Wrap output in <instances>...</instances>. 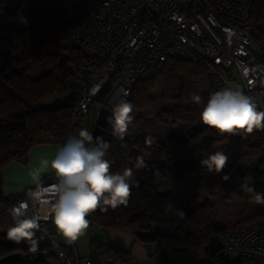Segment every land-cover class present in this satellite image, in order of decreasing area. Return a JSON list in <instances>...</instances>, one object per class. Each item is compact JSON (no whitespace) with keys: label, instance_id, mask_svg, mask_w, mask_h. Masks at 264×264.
<instances>
[{"label":"trees","instance_id":"1","mask_svg":"<svg viewBox=\"0 0 264 264\" xmlns=\"http://www.w3.org/2000/svg\"><path fill=\"white\" fill-rule=\"evenodd\" d=\"M83 20L84 0H0V46L4 48L0 54V173L8 163L24 164L36 145L64 143L77 125L71 123L75 101L65 63L77 55L69 48L68 35ZM16 21L23 26L15 28ZM249 21L264 30V0L251 1ZM37 69L39 73H35ZM200 76L212 75L199 64L170 59L157 76L135 83L128 102L134 101L138 88L151 90L159 82L161 97L176 102L166 116L183 117V105L192 99L190 84ZM212 93L211 85L182 125L168 126L163 141L143 131L121 140L112 135L111 126L106 129L101 136L109 144L104 159L111 162L112 172L132 170L131 196L126 205L115 209L98 207L87 217L89 226L129 230L139 242L154 245L155 260L161 264H240V258L221 254L219 237L226 228L212 221L221 196H235L247 203L255 201L257 192L264 193V129L221 134L203 124L201 107ZM48 97H52L51 103L42 105ZM221 146L229 162L219 174L210 173L200 161ZM137 157L142 158L143 166ZM243 157H249L252 164L240 171L238 163ZM163 174L168 192L154 188V178ZM245 183L256 191L243 190ZM1 185L0 178V257L18 251L25 256L23 264L53 263L51 245L38 242L37 252L32 253L31 241L16 243L6 238L12 227L7 208L21 194L5 195ZM211 193H216L213 200L204 199ZM246 206L244 221L228 228L263 216L250 214L248 203ZM88 258L91 264H137L125 250L93 239Z\"/></svg>","mask_w":264,"mask_h":264},{"label":"built area","instance_id":"2","mask_svg":"<svg viewBox=\"0 0 264 264\" xmlns=\"http://www.w3.org/2000/svg\"><path fill=\"white\" fill-rule=\"evenodd\" d=\"M251 1L84 0V20L67 41L77 53L65 63L75 101L71 123L89 116L92 127L100 108L112 111L128 102L135 83L157 76L170 59L199 64L214 77L224 71L228 87L242 90L264 111V30L249 21ZM56 182L25 188L7 208L11 226L14 209L26 203L25 214L38 217L43 230L52 220ZM40 188L49 190L43 198ZM48 237L51 264H91L88 257L68 256L52 233ZM219 245L223 256L240 258V264H264V214L224 230Z\"/></svg>","mask_w":264,"mask_h":264},{"label":"clouds","instance_id":"3","mask_svg":"<svg viewBox=\"0 0 264 264\" xmlns=\"http://www.w3.org/2000/svg\"><path fill=\"white\" fill-rule=\"evenodd\" d=\"M98 90L94 89L93 94ZM191 95L194 102L202 103L199 95ZM133 107L127 101L113 107L107 120L114 137L123 140L128 134L129 124L133 119L130 115ZM200 119L203 124L221 134L252 133L254 129H264V111H257L252 98L238 88L229 87L212 93L200 113ZM108 147L109 144L103 137L94 138L87 129H82L77 136L68 137L51 161H42L45 168L51 167L57 178L52 189L53 223L57 231L69 242L76 241L85 234L90 224L87 217L91 212L98 207L107 211L109 207L115 209L126 205L131 196L132 170L110 171L111 162L104 159ZM137 160L141 161L143 166L142 158L137 157ZM228 162L229 156L222 151H216L200 161L203 168L216 174L222 172ZM39 176V170L33 173L34 180H39ZM223 179L227 180L228 176L225 175ZM241 188L247 192L256 191L246 183L242 184ZM48 191L46 188H40V197H45ZM255 200L264 205V193L257 192ZM26 209V203L14 209V224L7 230L6 238L16 243L31 241L29 251L35 253L38 250V241L34 239L36 232L33 230L40 228L39 218L24 219ZM179 212L184 215L182 211Z\"/></svg>","mask_w":264,"mask_h":264},{"label":"crops","instance_id":"4","mask_svg":"<svg viewBox=\"0 0 264 264\" xmlns=\"http://www.w3.org/2000/svg\"><path fill=\"white\" fill-rule=\"evenodd\" d=\"M90 117L87 116L83 119H80L77 122V125L67 136H77L82 129H87L90 133L92 127L89 126ZM167 125V124H165ZM168 128V126H167ZM151 129V128H149ZM167 130V129H166ZM153 138L159 141H163L166 133L162 136L152 135ZM66 139V141H67ZM65 141V142H66ZM64 142V143H65ZM62 144H41L32 147L28 154L27 160L24 164L11 162L8 163L1 169L0 178H1V189L5 195H17L21 194L22 191L32 185H35L39 182H48L56 180L55 173L51 167L45 168L42 164L43 160L51 161L57 150L64 145ZM216 151H224V148L218 147ZM258 155V154H257ZM249 162V157L246 158ZM39 170L40 176L39 180L33 179V173ZM166 179V190L159 192H168L169 184L166 176L160 175ZM154 188L157 190V185L155 182ZM158 191V190H157ZM232 196L231 198H233ZM229 198V197H228ZM228 198H226L228 200ZM237 200H240L238 197H234ZM217 208V207H216ZM216 212V210H215ZM36 232L35 239L38 242L46 243L51 245V241L48 237V233L53 234V240L59 244L61 247H66V251H70L72 254L75 253L79 258L88 257L89 253V242L90 239H93L99 243H109L115 247H119L125 250L133 262L137 264H161L155 260V247L154 245H145L139 242L135 236L125 229H103L98 226H89L85 234L78 238L76 241L69 242L67 241L56 229L53 219L47 223L43 230L38 229L34 230Z\"/></svg>","mask_w":264,"mask_h":264},{"label":"rangeland","instance_id":"5","mask_svg":"<svg viewBox=\"0 0 264 264\" xmlns=\"http://www.w3.org/2000/svg\"><path fill=\"white\" fill-rule=\"evenodd\" d=\"M15 28H21L22 22L16 21L13 22ZM4 48L0 46V54L3 52ZM70 50V49H69ZM40 70L37 69L35 73H39ZM222 77H208V76H200L193 79L190 84L192 94L195 93L197 95H202L208 92L209 87L212 85L214 92L222 91L225 88H229L228 85L225 83L224 79H229L227 73L221 71ZM158 81V79H157ZM162 87L159 82L155 84V86L151 90H145L138 88L135 92L134 101L131 103L133 107V112L131 113L133 119L129 124L128 134L132 136L138 135L140 132H147L149 135H164L166 133L167 126H180L184 123L188 118L187 114L192 110L194 107V102L192 99L186 103H184L183 107L185 109V114L183 117H171L168 118L166 116V111L169 108H172L176 105L174 99H163L161 97ZM52 101V97L45 98L42 100V105H49ZM208 99L204 102L201 109L203 110L205 104L207 103ZM80 119L77 120V122ZM135 120L140 122L136 124ZM167 124V125H165ZM151 128V129H149ZM256 162V161H255ZM249 164H252L251 161H247L246 158L243 157L242 160L238 163V169L240 171H244L251 167ZM157 185L158 191L166 190V179L164 177H156L154 181ZM216 196V193H211L204 196L206 200H213ZM235 197V196H234ZM229 197L228 200L225 196H221L216 203V212L214 219L212 221L213 225L228 228L235 224H238L247 216L246 212V204L248 203L250 214H258L264 213V210L256 202V200H250L247 203L244 200H237L235 198ZM262 216V215H261ZM258 217L261 219L262 217ZM25 219H30L29 215H24ZM257 219V218H256Z\"/></svg>","mask_w":264,"mask_h":264},{"label":"water","instance_id":"6","mask_svg":"<svg viewBox=\"0 0 264 264\" xmlns=\"http://www.w3.org/2000/svg\"><path fill=\"white\" fill-rule=\"evenodd\" d=\"M112 111L106 108H100L94 122L91 133L93 137H101L106 129L111 126L107 118L111 116ZM25 256L21 252H12L0 257V264H23Z\"/></svg>","mask_w":264,"mask_h":264}]
</instances>
